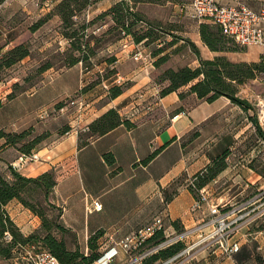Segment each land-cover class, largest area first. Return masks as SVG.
<instances>
[{
  "label": "crops",
  "instance_id": "1",
  "mask_svg": "<svg viewBox=\"0 0 264 264\" xmlns=\"http://www.w3.org/2000/svg\"><path fill=\"white\" fill-rule=\"evenodd\" d=\"M120 1L103 0L93 6V13L105 12ZM190 1L168 0L167 4L156 5L164 9L170 4L174 6V16L170 20L167 17L166 22L177 23L176 31L197 47L201 58L208 60L214 54L204 44L200 34V25L206 22L190 19L179 10L182 4ZM220 1L227 3L229 0ZM245 2L256 11L264 7V0ZM145 4L147 3L139 2L136 11L151 21L162 22L154 12L145 9ZM257 49L260 55V49ZM138 50H142L152 61L165 55L162 53L151 58V53H147L148 49H143L141 43L130 40L120 41L111 51L116 58L119 75L129 78L133 84L125 94L110 104V108H117L118 104L125 101V119L136 127L129 129L121 125L104 136L92 138L83 147L79 145L80 136L77 132L66 134L53 148L38 151L43 159L39 173L34 174L36 164L28 167L31 171L28 176L36 178L63 167L70 159L74 160L73 170L60 180L52 193V202L63 209L60 223L69 231L57 236L65 240L71 251L80 250L89 255L90 238L102 231L103 236L98 241V251L101 253L107 247L150 226L158 218H162L175 231L200 223L209 213L207 207H204V211H192L197 198L192 182L198 188V175H202L223 153L235 151L245 138V111L226 97L209 103L199 99L196 94L189 93L190 87H185V91L158 97V102H154L153 97L159 91L156 85L150 83L151 78L146 76L147 70L143 68V63L134 60V53ZM193 56L194 63L198 64L199 58L194 54ZM142 88L145 89L142 91L145 93L147 106L136 124L137 118L131 119L136 114L131 112L135 109L131 99ZM180 93H185V97L180 98ZM60 94L49 100L46 106L67 95L65 92ZM108 110L105 107L98 113ZM130 112L131 117L128 116ZM96 118L97 114L91 122ZM0 129L4 127L1 126ZM108 153L114 156L113 165L104 157ZM155 153L154 158L147 161ZM217 182L214 179L204 188L210 190L212 195L210 187ZM218 200L225 201L223 197ZM94 201L102 204L101 211L94 210ZM13 202L15 201L8 204L7 210L22 234L29 237L40 228V218L25 209V220L17 219L9 209ZM235 240L240 241L241 250L233 256V261L224 264H264V230L251 231L250 227H245L230 242ZM253 243L255 250L251 246ZM31 244L34 243L29 245ZM35 244L41 245L39 242ZM218 253L220 251L214 249L201 250L196 258H203L200 264H213L214 255ZM233 257L227 260H232ZM125 261L127 256L124 254L116 260L117 264Z\"/></svg>",
  "mask_w": 264,
  "mask_h": 264
},
{
  "label": "rangeland",
  "instance_id": "2",
  "mask_svg": "<svg viewBox=\"0 0 264 264\" xmlns=\"http://www.w3.org/2000/svg\"><path fill=\"white\" fill-rule=\"evenodd\" d=\"M57 1L0 0V128L3 126L9 135L8 138L0 141V170L9 179L12 176L10 170L12 163L22 155L19 150L25 149L31 141L40 140L36 144V152L33 151L39 156V150L53 148L66 134L77 132L80 136L79 145L89 142L92 139L90 125L112 109L116 110L121 118L127 117L123 111L125 101L118 104L117 108L115 106L110 108V104L119 98H111L112 88L120 86L125 94L133 84L129 78L119 75L115 63H110L112 59H116L111 51L120 41L130 40L136 43V37L149 33L150 40L142 41L141 47L148 49L147 53H151V58L158 50L165 53L161 57V59L165 57L163 62L149 59L147 68L141 62L143 68L147 70L146 76L151 78L150 83L156 85L159 91L157 96L153 97L154 102H158L157 98L161 97L162 91L170 85L166 79L168 71H177L187 66L197 68L200 65L199 50L196 51L192 42L176 31L177 23L166 22L167 17L170 20L174 16L172 4L167 5L166 9L160 7L167 4L168 0H142L147 3L145 9L154 12L162 22L145 18L144 22L133 27L132 35L127 34L123 24H116L112 16H103L108 10L93 13L94 5L76 13L71 26L66 28L56 12V7L62 0L58 3ZM137 6L138 4L133 5L135 11ZM41 21H44L43 25L34 30V26ZM74 43L85 51L88 50L86 47L89 45L90 49L95 50L96 56L88 62H80L73 67L68 66L70 57H82L73 46ZM21 45L29 48V56L7 67V53ZM228 46L233 51L213 52L214 55L208 60L226 57L233 63L261 62L257 48L242 47L234 42ZM193 54L199 58L198 64L194 63ZM119 78H122L121 82H118ZM184 89L182 91H185ZM142 90L145 89L142 88L132 95L131 102L135 109L131 112H136L135 116L131 117V112L128 115L133 120L137 118L136 124L142 116V110L147 106L145 93ZM238 91V96L248 100L252 105L251 109L245 111V138L235 151L227 153L220 163V165L225 163L226 169L217 175L215 179L218 182L210 187L215 201L223 197L225 201H231L236 205L264 196V138L258 130L260 127L264 134V73H258L256 79L238 85ZM61 92L67 95L51 101L52 103L46 106L49 100L60 96ZM105 107L109 110L99 114L98 112ZM96 114L98 118L91 122ZM20 134H25L26 138L19 140L16 136ZM10 140L20 142L18 145L9 146L6 141ZM42 161L39 156V161L27 163L18 172L25 177L33 178L28 176L31 175L28 167L36 164L34 174H37L42 167ZM73 168L74 160L70 159L63 167L53 171L54 176L61 179ZM43 195L41 190L35 189L26 198L54 217L57 211L48 210ZM9 207L10 212L16 215L17 219L25 220L24 213H27L25 209H29L22 203L16 200ZM165 224L167 225L166 222ZM263 224L264 217L251 225L250 230L256 231ZM34 234L44 235L42 221L40 228ZM70 241L73 243L71 237ZM254 244H251L253 250L256 249ZM20 247L8 260L0 258V264H27L23 259L25 253ZM213 249L217 250V247ZM214 257L213 264H224L234 260V257L232 260H227L228 258L220 253L215 254ZM202 261L203 258L197 257L190 264H200ZM144 262L142 264H145ZM125 263L126 261L123 262Z\"/></svg>",
  "mask_w": 264,
  "mask_h": 264
},
{
  "label": "trees",
  "instance_id": "3",
  "mask_svg": "<svg viewBox=\"0 0 264 264\" xmlns=\"http://www.w3.org/2000/svg\"><path fill=\"white\" fill-rule=\"evenodd\" d=\"M103 0H62L56 7L57 15L62 19L66 28L70 27L75 14L82 10L95 5ZM143 2L142 0H121L110 8L103 16H112V19L116 24H123L124 30L128 35H132L133 27L141 22H144L145 17L133 8L134 4ZM133 4V5H132ZM130 21V23H128ZM44 21L37 23L34 26V30L40 28ZM200 34L204 44L212 52H229L233 51L228 46L233 42L230 38L226 37L221 28L217 25L210 23H202L200 25ZM151 34L146 33L140 37H136L135 42L141 43L148 39L150 40ZM75 49L82 54V57H70L68 66L73 67L80 62H88L96 56L95 50L90 49L89 45L87 51L82 47H77L74 43ZM192 46L196 51L197 47L192 43ZM163 51H156L155 55L162 54ZM30 54L29 48L25 45L18 46L12 49L6 55V66L11 67L18 62L27 58ZM199 54V51H198ZM160 58L159 62H163L165 59ZM111 64L115 63V59L110 61ZM159 63L157 64V66ZM258 73H264V64L260 63H233L226 57H217L214 60L200 59V65L197 68L183 67L177 71L170 70L166 74V79L170 82V85L164 89L161 93L162 97L167 96L170 93L178 92L185 87L189 88V93L196 94L199 99L212 103L220 97L228 98L233 104L241 107L244 111H248L252 108L251 103L238 96V85L244 84L247 81L254 80ZM124 93V90L120 87H114L111 90V98L116 99ZM180 98L185 97V93H180ZM257 124V121H256ZM125 125L127 128L132 129L136 127L134 123L127 119L121 118L119 113L112 109L106 114L95 120L89 127L92 135L91 138L104 136L113 131L117 127ZM261 136L264 138V134L261 128L258 127ZM9 135L4 129H0V141L8 138ZM19 140L26 138L25 134L16 136ZM20 141L10 140L6 141L9 146L18 145ZM40 140H34L28 143L29 145L25 149H20L23 155H31L36 148ZM89 142H84L80 146H86ZM157 153V152H156ZM153 154L147 161H150L154 156ZM227 153L212 162V164L203 172L202 175H198L197 179L198 188L203 189L209 182L214 180L218 174L226 169L225 163L220 165ZM106 161L113 165L115 162L114 156L111 153L106 154ZM11 179L7 178L3 173H0V258L8 260L13 252L20 246H26L34 241L41 243L42 247L51 252L60 262V264H94L102 255L100 253L98 241L103 236V232L99 231L96 235L92 236L89 241V248L91 253L85 255L80 250L71 251L68 249L66 242L63 238H58L57 234H67L69 231L62 226L60 218L63 214V209L57 207L52 202V193L54 188L58 185L60 180L54 176V172H46L36 178H28L20 174L15 169L10 168ZM65 177V176H64ZM63 177V178H64ZM35 189H39L43 192V196L49 211H57V215L51 217L48 213L41 209L39 206L31 203L27 200V196H30ZM196 195L197 191L193 190ZM19 201L27 209H29L34 215L39 217L42 221V230L44 235L38 236L32 234L29 237H25L20 228L16 225L11 218L7 206L12 201ZM264 230V224L260 228ZM7 235L11 236V240L6 239ZM163 232H158L154 237L149 239V244H158L163 241ZM37 242V243H38ZM182 245L178 244L167 248L159 253L148 258L145 264H155L158 261H164L176 255Z\"/></svg>",
  "mask_w": 264,
  "mask_h": 264
},
{
  "label": "built area",
  "instance_id": "4",
  "mask_svg": "<svg viewBox=\"0 0 264 264\" xmlns=\"http://www.w3.org/2000/svg\"><path fill=\"white\" fill-rule=\"evenodd\" d=\"M179 10L190 19L219 26L226 37L242 47L259 48L260 60L264 64V7L256 11L245 0H229L227 3L220 0H191L182 4ZM134 59L143 62L146 68L149 65V57L142 50L134 54ZM121 81L122 78H119L118 82ZM37 161V154H22L11 166L21 171L27 163ZM192 187L198 194L192 211H204V207H207L209 216L206 219L192 227L175 231L162 218H158L150 226L107 247L94 264H113L122 254L127 256L125 264H142L151 256L178 244L183 246L182 250L159 264H190L199 251L215 247L221 255L231 259L242 246L239 240L230 241L245 227H250L264 217V196L236 205L231 201H215L210 190L197 189L194 182ZM93 206L96 211L103 208L99 201H94ZM158 232H163L164 240L150 245L149 239ZM6 239L10 241L12 238L7 235ZM20 248L25 253L23 259L27 264H60L40 244Z\"/></svg>",
  "mask_w": 264,
  "mask_h": 264
}]
</instances>
